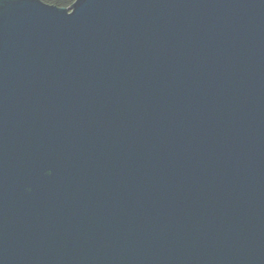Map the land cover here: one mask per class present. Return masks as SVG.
<instances>
[{
	"label": "water",
	"instance_id": "95a60500",
	"mask_svg": "<svg viewBox=\"0 0 264 264\" xmlns=\"http://www.w3.org/2000/svg\"><path fill=\"white\" fill-rule=\"evenodd\" d=\"M0 264H264V0H0Z\"/></svg>",
	"mask_w": 264,
	"mask_h": 264
},
{
	"label": "trees",
	"instance_id": "16d2710c",
	"mask_svg": "<svg viewBox=\"0 0 264 264\" xmlns=\"http://www.w3.org/2000/svg\"><path fill=\"white\" fill-rule=\"evenodd\" d=\"M41 3L53 6L59 9H67L69 8L75 0H39Z\"/></svg>",
	"mask_w": 264,
	"mask_h": 264
}]
</instances>
